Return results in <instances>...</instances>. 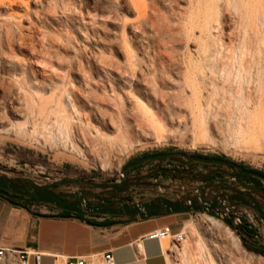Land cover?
Masks as SVG:
<instances>
[{
    "label": "rangeland",
    "instance_id": "1",
    "mask_svg": "<svg viewBox=\"0 0 264 264\" xmlns=\"http://www.w3.org/2000/svg\"><path fill=\"white\" fill-rule=\"evenodd\" d=\"M20 1L0 0V101L8 96H36L37 91L52 98L61 95L63 89L79 96L85 84L88 96L100 104H111L116 126L106 131L94 119L88 121L87 109H79L73 123L74 129L85 131L86 141L77 133L69 138L63 135L53 115L33 135L20 134L2 124L0 174L37 181L40 175L51 180H108L123 175L128 162L168 150L187 156H222L264 173V134L259 127L264 96H247L258 88V82L252 79L247 85V75L241 74L243 85L232 78L225 95L219 92L213 96L208 85H199L197 96L187 92L195 80L193 72L212 68L220 91L226 84L223 70L227 64L233 65L237 47L248 43L243 39L240 16L224 4L226 0H222L214 34L218 56L211 66L203 63L202 68L194 56L197 31L195 37H187L190 32L183 11L188 9V0H140L142 8L136 4L139 0H24L27 6ZM139 12L154 25L144 29L147 40L134 33ZM261 32L258 41H253L257 49L248 55L247 62H254L252 75L255 78L258 72L264 82ZM125 44H129L132 55L129 60ZM94 59L103 65L94 66ZM80 63L89 76L84 84L76 76ZM128 96L138 105L128 108ZM161 164L146 163L143 167ZM199 168L203 174L210 170ZM207 218L233 234L252 257L247 264H264V258L244 249L239 234L225 219L208 214L184 217L181 231L188 225L194 233L181 232L185 236L181 244L167 242L178 249L185 245L182 251L169 254L168 264H208L206 258L195 262L191 257L201 234H209ZM258 232V241L264 245V228ZM216 236L213 241L221 245Z\"/></svg>",
    "mask_w": 264,
    "mask_h": 264
},
{
    "label": "bare ground",
    "instance_id": "2",
    "mask_svg": "<svg viewBox=\"0 0 264 264\" xmlns=\"http://www.w3.org/2000/svg\"><path fill=\"white\" fill-rule=\"evenodd\" d=\"M20 3L27 6L24 0H21ZM221 3L222 0H188V9L183 11L186 21L185 26L187 31L190 32V34H187L188 39L190 35L195 37V31H197L198 34L194 40L197 44L194 50V56L199 65L198 67L202 68L203 63L211 66L214 59L218 56V40L214 34L219 26ZM136 4L140 8L144 7V3L140 0L136 1ZM224 4L227 7L232 6L234 11L240 16L244 25L243 39H247L248 43H243L237 47L233 65L229 63L223 70L222 74L226 84L223 85L220 91L216 85L215 68H212L209 72L198 70L193 72V79L195 80L189 85L187 92L190 96H197L199 91L198 86L204 87L208 85L211 88L213 96L219 92L225 95L230 89L229 83L231 79L234 78L235 81L238 80V85L242 86L243 84L240 80V76L241 74H246L248 78L247 85L252 84V79L258 82V88H255L253 92H249L247 96H253L255 93L259 96H264V82L261 80V75L257 72L254 78L251 72L254 68V62H250V65H248L247 62L248 55L257 49L254 47L253 41H258L261 31V33L264 34V0H226ZM136 23L137 27L134 33L141 34V37L147 40V34L144 32V29L153 28L154 25L151 20L148 19L145 14L139 12ZM86 29L87 28L84 27V30ZM165 35L166 34H162L161 36L164 37ZM128 45L129 44H125L127 60L132 56ZM260 45L264 52V39ZM222 47L223 46H221V48ZM98 60L99 59H94L92 64L94 66H102L103 62ZM89 64L90 63L87 61L86 65ZM76 71L78 82L80 81L84 84L89 80V76H87L88 73L86 72L87 70L85 71V67L83 68L81 63ZM83 86L86 89L85 84ZM69 88L72 90L71 86ZM85 89L78 91L80 93L79 96H75L69 89H63L61 95L52 98H45V96L42 95V93H38V91L35 93L36 96L5 97L0 101V125L7 124L10 130H15L23 135H33L38 132V130L43 129L48 117L53 115L63 135L69 138L77 133L79 135L78 137L86 141L85 131L82 129H74L75 125L73 123L76 121L74 116L79 115V109H87L89 112L88 121L94 119L106 131L113 130L116 126V117L111 112V104H100L88 96L89 92ZM238 89L239 92H241L239 87ZM67 99L70 105L66 102ZM126 105L128 108H132L137 106L138 102L134 98L128 96ZM260 115V132L264 134V107L260 110ZM77 120L79 119L77 118ZM205 221L208 226L209 234L206 232L201 234V239L198 244L194 246V249H192L191 257L195 262H199L203 258L207 259L208 264H247L249 262V259L252 257L242 250L239 242L234 238L232 233L225 231V229L223 230L222 226L213 219L207 218ZM194 230V228L187 225L183 233L192 235ZM208 235L209 238L206 239ZM215 235L222 240L221 245L213 241ZM164 240V249L168 258L170 257V253L176 252V250L182 251L185 248V245H181V249L171 244L169 246L167 243L169 239Z\"/></svg>",
    "mask_w": 264,
    "mask_h": 264
},
{
    "label": "crops",
    "instance_id": "3",
    "mask_svg": "<svg viewBox=\"0 0 264 264\" xmlns=\"http://www.w3.org/2000/svg\"><path fill=\"white\" fill-rule=\"evenodd\" d=\"M149 168L135 171V176ZM50 215L31 213L26 206H13L0 199V248L41 255L39 264H104L110 253L115 264H168L164 243L149 240L153 232L167 228L174 236L184 232V217L170 215L125 223V218L89 216L79 218L49 208ZM185 226V225H184ZM186 227V226H185Z\"/></svg>",
    "mask_w": 264,
    "mask_h": 264
},
{
    "label": "water",
    "instance_id": "4",
    "mask_svg": "<svg viewBox=\"0 0 264 264\" xmlns=\"http://www.w3.org/2000/svg\"><path fill=\"white\" fill-rule=\"evenodd\" d=\"M159 161H164L162 163H184V164H203V165H216L224 166L230 168V164L222 160H212L204 157L198 156H187L181 153H171V154H155L148 157H144L137 161L136 163L130 165L124 172L123 176L116 179H108L110 188L118 186L122 189L126 185L127 176L131 178V174L135 172V167L145 163H157ZM233 173V172H232ZM257 176V175H256ZM41 179L51 180L45 175H40ZM149 175L140 176L137 178H131L133 181H137V185L134 190L146 191L148 188L152 187L148 180ZM140 182V184H138ZM57 184L61 186H79L82 184H87L83 179H60ZM190 187H187L186 184H173L170 186L171 193H163L158 196L149 199H142L138 202H129L118 206H104V205H83L81 203H75L78 199L75 196H71L75 202L65 203L62 201L61 196L54 194L50 191L51 186H37L31 184L22 188L23 194L27 197V200L24 201L26 205H45L49 208L69 213L73 216L79 218H87L89 216H100V217H113V218H125V223L145 221L151 218L165 217L170 215H180V214H208L214 217H219L221 219H231V216L225 210L228 207H225L227 201H232L235 197H227L224 200L219 202L203 200L204 191L203 189L200 192V188L194 187L191 185V182L187 183ZM202 186V185H201ZM164 189H168L163 186ZM116 190V193H121V190ZM191 189L193 190V195L196 196L195 199H184L182 202H179L180 198L184 195L185 191ZM5 190H10L13 192L17 191L12 184L9 178L5 176H0V199L17 207H23V205H16L10 202V198L4 193ZM177 201H173V200ZM245 207L249 210L255 212L261 218H264V210L258 207L256 204L243 203ZM223 210H221V208ZM249 212L248 210H245ZM237 211H231L229 213L233 214ZM251 214V213H250ZM253 220L254 217L251 214Z\"/></svg>",
    "mask_w": 264,
    "mask_h": 264
},
{
    "label": "flooded vegetation",
    "instance_id": "5",
    "mask_svg": "<svg viewBox=\"0 0 264 264\" xmlns=\"http://www.w3.org/2000/svg\"><path fill=\"white\" fill-rule=\"evenodd\" d=\"M170 154V153H169ZM142 159L141 157L134 160L132 164L136 163ZM215 160V159H212ZM230 164V168L224 166L216 165H205L209 166V171L213 172L212 181L203 183L199 188L200 192L203 189L204 198L203 200L207 201H221L227 197H235L232 201H227L225 207L231 208L234 211H243L248 210L254 217V225H249L247 221L241 219L242 223H245L248 228H253L256 230V240H259L258 228H264V218H261L255 212L249 210V208L242 205L243 203L256 204L258 207L264 210V173L248 169L239 165H236L228 160H223ZM146 164V163H145ZM144 163L135 167V171H139L143 168ZM203 165V164H202ZM201 165H196L200 167ZM152 170V169H151ZM148 175L150 169L147 170ZM233 172V173H232ZM203 174V173H202ZM5 176L0 174V176ZM145 175V176H147ZM257 175V176H256ZM7 177V176H5ZM10 179L11 184L17 188L16 192L5 190L4 193L10 198V202L16 205H23L24 201L27 200V197L23 194L22 188L35 184L37 186H51L50 191L56 195L61 196V199L65 203L75 202L71 196H75L78 200L75 203H81L83 205H104V206H118L125 203L132 202L131 195L137 185V181H133L130 177L127 176L126 185L120 189L118 186L114 188L109 187L108 180H97L95 178H86L83 179L87 184H82L79 186H61L57 184L59 180H44L39 181L24 178L21 176L7 177ZM117 177H112L111 179H116ZM148 179H146L147 181ZM140 184V182H138ZM120 189L121 193H116V190ZM193 190L188 189L185 191L184 195L180 198L179 202H182L184 199H195L196 196L193 195ZM173 201H177L176 199ZM224 207L221 208L223 210ZM69 214V213H68ZM113 218V217H110ZM115 219V218H114ZM121 219V218H118ZM127 220H130L128 218ZM228 221V225H231V222L228 218H225ZM241 226V225H240ZM240 226L233 227L237 231V234L240 235Z\"/></svg>",
    "mask_w": 264,
    "mask_h": 264
},
{
    "label": "built area",
    "instance_id": "6",
    "mask_svg": "<svg viewBox=\"0 0 264 264\" xmlns=\"http://www.w3.org/2000/svg\"><path fill=\"white\" fill-rule=\"evenodd\" d=\"M150 169L148 175V182L152 187L148 188L146 191L134 190L131 195L132 202H138L142 199H149L155 196H158L163 193H171L170 186L173 184H184L187 182V179L190 177H196L202 174V170L199 167L191 166L184 163H163L160 166L155 168L149 167L141 171L142 175L135 176V172L131 174V178H137L140 176L147 175V170ZM152 169V170H151ZM123 175H119L122 177ZM117 177V178H119ZM191 185L194 187H200V181H192ZM163 186L167 187L168 189H164ZM28 210L33 214H41V215H50L49 207L45 205H26ZM228 214L231 216L230 222L231 225H228L230 228L240 226L242 224L241 219L247 221L249 225H254V220L249 212L238 211L236 213H229L233 211L231 208L225 209ZM58 211V210H57ZM205 216V215H203ZM233 226V227H232ZM234 233H237L235 229H233ZM149 240H158L162 241L164 239H169L172 244H181L185 236L180 232L177 235H170V232L167 228L153 232L147 236ZM28 252H17L15 250L9 248H0V264H27V259L29 257ZM34 258L35 264H39L41 255L39 253L32 254ZM104 264H115L113 257L110 253H106L103 256ZM67 264H84L82 260H78L74 263H67Z\"/></svg>",
    "mask_w": 264,
    "mask_h": 264
},
{
    "label": "trees",
    "instance_id": "7",
    "mask_svg": "<svg viewBox=\"0 0 264 264\" xmlns=\"http://www.w3.org/2000/svg\"><path fill=\"white\" fill-rule=\"evenodd\" d=\"M169 153L171 154L172 152L170 150H168V151H164V152H160V153H156V154H169ZM150 155H155V154H144L141 156V158L148 157ZM194 156L204 157V156H200L198 154H195ZM204 158L215 159V160H222V159L225 160V158H223L222 156H209V157H204ZM134 160H137V159H134ZM134 160L128 162L124 166L123 171H125L131 165V163ZM159 162H164V161H159ZM190 165L191 166L201 165L202 167H204L206 169L209 168V166H205L202 164H190ZM213 177H217V175H213V172L209 171V172H206L205 174H201V175L196 176V177H190V179H187V182L201 181L203 183H206V182L212 181ZM63 214L69 215L68 213H64V212H63ZM209 216H212V215H209ZM212 217H214V216H212ZM227 224H229L228 221H227ZM239 231H240L239 239H240L244 249L246 251L254 254V255L261 256L262 258H264V245L260 241L255 239L256 230L253 228L249 229L245 223H242Z\"/></svg>",
    "mask_w": 264,
    "mask_h": 264
}]
</instances>
